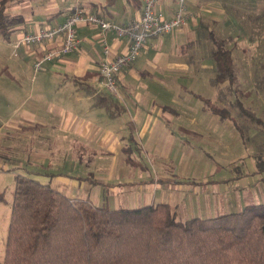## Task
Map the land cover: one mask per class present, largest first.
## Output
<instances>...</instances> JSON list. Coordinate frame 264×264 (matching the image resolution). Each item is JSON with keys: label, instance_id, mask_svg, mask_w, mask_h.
<instances>
[{"label": "rangeland", "instance_id": "obj_1", "mask_svg": "<svg viewBox=\"0 0 264 264\" xmlns=\"http://www.w3.org/2000/svg\"><path fill=\"white\" fill-rule=\"evenodd\" d=\"M226 1L221 2L218 9L201 10L204 14L212 12L216 19L204 18L199 13L201 22L198 30L204 29L205 35L199 32L200 39L195 36L188 50L179 47L174 50L172 59L175 68L179 67L181 70L180 67H185L186 69L182 72L176 69L173 77L167 81L169 91L167 98L174 104L170 108L176 117L185 111L192 115L200 112L207 126L204 131L200 130L188 138L185 135L174 133L176 137H173V142L174 144L178 142L182 152L178 151L180 153L177 155L171 154L169 160L160 159L151 148L145 152V147L142 146V149H134L132 157L139 161L143 169L128 167L123 162L125 152L109 153L97 144V137L94 139L93 146L88 143L86 147L81 146L71 150L67 147L59 151L52 141L47 139L44 143L37 137L38 139L34 138L24 144L19 139L20 133L11 134L8 139L1 138L0 164L4 166L0 168V193L3 196V200L0 201V261L4 257L14 176L25 173L24 168L50 172L53 174V176L49 175L50 187L63 194H68L69 191L65 186L66 182L60 179V176H65L68 180L74 178L76 180V177L83 176L101 181H108L111 177L113 182L131 176L146 179L164 177L171 181L184 179L198 183L210 181L208 185L201 183L199 187L193 185L185 189L186 192L180 196L176 204L177 219L180 221L189 217H214L216 214L239 211L249 204L264 203V171L254 173L257 168V157L264 158V93L259 83L261 74L259 65L263 60L264 50V0ZM209 30L215 39L221 40L222 44L230 49L233 61L239 69V80L232 87L231 93L225 90L226 84L221 86L225 93L221 105L229 107L232 117L230 120L219 121L216 116L215 121H211V114L201 111V102L186 91L188 89L219 102L217 100L218 87L212 83L214 67L209 59V52L215 47V43L210 34H206ZM0 52V71L6 56L13 59L19 57L18 51L11 46L10 42L1 37ZM14 52L17 57H14ZM12 73L15 79H10L6 74L0 73V124L20 119L24 114L21 109H28L25 101L31 92L29 84L21 82L20 77L14 71ZM28 74L30 80L32 76L38 74V71L32 69L31 66L28 68ZM118 86L119 94L114 97L122 100L123 89L120 85ZM96 89L98 90L97 87ZM148 91L149 89H145V92L141 93L140 101L148 110L160 111L159 104L165 103L160 98L162 95L156 94L155 90H152V93ZM235 101H240L247 107L254 119L251 121L245 119L240 115L236 106H229V103ZM93 113L96 117L103 118L102 121L117 122V120H110L103 109L95 108ZM185 123L191 124V122ZM189 127L192 129L193 125ZM185 140H189L190 144H186ZM5 144L10 145L7 151L4 149ZM125 144L127 143L124 142ZM22 146H28L27 152L22 150ZM130 147L133 149L132 145ZM41 149L44 150L47 160L36 161L34 152ZM112 161L118 164V167L110 176L104 167L109 166ZM185 161H187V166ZM47 164L49 166L46 167ZM218 165L220 168H215ZM183 166L185 167L184 172L181 173ZM218 181H223V183L220 186L215 185ZM173 184L172 187L177 188L176 183L173 182ZM82 185L79 190L84 189L85 192V185ZM89 193V198L94 205L112 206L109 200L111 195L107 187L92 185Z\"/></svg>", "mask_w": 264, "mask_h": 264}, {"label": "crops", "instance_id": "obj_2", "mask_svg": "<svg viewBox=\"0 0 264 264\" xmlns=\"http://www.w3.org/2000/svg\"><path fill=\"white\" fill-rule=\"evenodd\" d=\"M223 1L186 0L185 13L187 19L185 26L174 30L172 33L149 38L146 41L141 55L133 63L123 68L117 76L119 85L123 89L122 100L119 101L126 107V112L114 119L108 117L112 121L117 120L116 123H109L94 115L95 107L91 105L92 97L78 90L77 86L73 84L72 78L82 77L88 72L96 73L97 75L87 82L94 85L95 88L97 87V91H100L99 65L106 58H113L125 52L128 47L126 38H116L111 32L102 34L94 26L79 24L76 27L77 48L60 59L46 63L43 69L38 71L36 76H32L30 80L28 68L32 66L33 69L34 60L47 48L58 46L61 39L58 37L53 42H45L40 46L22 45L20 39L25 33H32L42 27L61 23L76 6L88 12L99 14L110 22L124 25L140 15L143 0H8L5 5L6 12L11 15L22 16V21L14 27V31L7 41L18 51L19 57L16 55L14 57L17 58L13 59L6 56L0 72L6 68L15 79L12 73L14 71L20 77L21 82L29 84L31 92L25 101L28 109H21L24 113L22 117L0 124V141L1 138L8 139L11 134L20 133L19 139L22 143H28L38 137L39 140L42 139L41 142L46 139L52 141V144L59 151L67 147L70 150L72 148L78 149L81 146L86 147L88 143L93 146L94 139L97 137V144L109 153L129 151L131 160L127 162L126 156H124L125 166L140 169H143V166L132 156L134 151L142 149V146L145 147V152L151 148L152 152L164 160H169L171 154L177 155L182 152L178 142L177 144L173 142L174 133L185 135L188 138L200 130L204 131L207 125L204 116L199 114L200 112L192 115L185 111L176 117L170 108L174 104L167 98L169 95L167 81L173 77L176 69L181 72L186 69L185 67H180L181 70L179 67L175 68L172 57L177 47L181 48L187 43L192 44L195 36H197L198 26L201 22L199 13L204 18L216 19L212 12L204 14L201 10L218 9ZM157 8L166 19H169L176 11V0H157ZM103 40H106L110 48L107 57L102 50ZM15 45L17 46L14 47ZM145 89H149L148 93L155 90L156 94L162 95L160 98L165 103L159 104L160 111L152 112L140 101L139 97L142 92H145ZM186 91L191 96L189 93L191 90L187 89ZM166 101H169V104ZM201 106L200 110L203 111ZM216 116L211 114V121H215ZM219 121L221 120L219 119ZM185 122H191L193 128L191 129L189 127L191 124L187 125ZM130 133H132L133 141H129ZM124 142L127 144L124 145ZM185 143L190 144V141L185 140ZM131 145L133 149H131ZM21 148L27 152L28 146ZM4 149L5 151L10 149V145L7 144ZM44 154L43 149L35 151L34 158L36 161L47 160ZM185 162L187 166V161ZM3 166L0 164V168ZM117 167L118 164L112 161L109 166L105 165L104 168L111 176ZM123 168L125 167L123 166ZM184 168L183 166L181 173L184 172ZM215 168H220V165ZM35 177L43 184H50L51 182L48 175ZM60 179L66 182L65 186H67L69 193L65 195L69 197L90 199L89 192L92 185L107 187V191L111 195L108 198L112 209L158 202H166L175 206L176 209L177 201L186 192L187 187L193 185L199 187L201 183L210 184V181L191 183V180L171 181L164 177H148L146 179L145 177L135 178L131 176L123 177L118 182H113L111 177L108 181L104 180L105 182L95 178L92 180L96 182H91L89 177L83 176L76 177V180H74L75 178L68 180L65 176H60ZM173 182L176 183L177 188L172 187ZM221 183L223 181H218L215 185L219 184L220 186ZM81 185H85V192L84 189L79 190ZM158 199L164 201L156 202L155 200Z\"/></svg>", "mask_w": 264, "mask_h": 264}, {"label": "trees", "instance_id": "obj_3", "mask_svg": "<svg viewBox=\"0 0 264 264\" xmlns=\"http://www.w3.org/2000/svg\"><path fill=\"white\" fill-rule=\"evenodd\" d=\"M7 1L0 0V37L9 41L22 16L7 13ZM199 32L204 34L205 30ZM206 34L215 43L209 59L214 67L212 83L218 87L219 102L189 93L201 102L203 111L217 115L221 121L230 120L229 107L221 105L225 94L221 86L226 84L225 90L231 93L239 80V69L230 49L215 39L210 30ZM191 46L187 43L181 49ZM262 56L259 83L264 93V50ZM0 73L13 79L6 68ZM96 75L88 72L73 77L72 82L92 97V107L103 109L111 119L119 117L126 107L105 89L97 91L87 82ZM229 106H236L245 119H254L240 101ZM129 141H133L132 133ZM125 153L130 162L129 151ZM256 166L254 173L263 172L264 158L257 157ZM24 172L14 176L0 264H264V203L249 204L239 211L214 217L180 221L175 206L166 202L112 209L106 204L94 205L88 198L69 197L31 176H53L50 172ZM91 182L96 181L91 178Z\"/></svg>", "mask_w": 264, "mask_h": 264}, {"label": "built area", "instance_id": "obj_4", "mask_svg": "<svg viewBox=\"0 0 264 264\" xmlns=\"http://www.w3.org/2000/svg\"><path fill=\"white\" fill-rule=\"evenodd\" d=\"M176 4L177 8L173 16L166 19L157 8V0H143L140 15L124 25L110 22L99 14L88 12L76 6L61 23L23 34L20 44L40 46L45 42H53L58 37L61 39L58 46L47 48L34 60L33 69L40 71L46 63L60 59L77 48L76 27L79 24L94 26L102 34L111 32L116 38H126L128 40L127 50L113 58H106L100 63L98 68L100 88L116 96L119 94L118 74L141 55L146 41L149 38L172 33L174 30L185 26L187 19L185 13L186 0H176ZM102 50L107 57L110 53V48L106 40L102 41ZM15 55L16 53L14 52Z\"/></svg>", "mask_w": 264, "mask_h": 264}]
</instances>
